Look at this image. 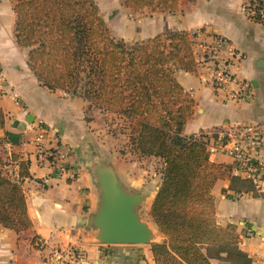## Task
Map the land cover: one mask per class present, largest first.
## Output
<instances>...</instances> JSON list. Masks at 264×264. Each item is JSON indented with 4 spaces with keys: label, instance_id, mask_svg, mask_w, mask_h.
<instances>
[{
    "label": "crops",
    "instance_id": "crops-1",
    "mask_svg": "<svg viewBox=\"0 0 264 264\" xmlns=\"http://www.w3.org/2000/svg\"><path fill=\"white\" fill-rule=\"evenodd\" d=\"M246 1L180 0L178 11L157 13L155 23L142 28L147 34L132 42L184 30L203 39L224 36L241 53V59L230 69L251 86L250 97L243 100L230 99L227 91L215 90L202 67H197L196 73L177 71V81L195 100L183 134L252 122L261 127L264 137V22L245 13ZM7 10L11 16L4 22L6 8H0V26H5V31L0 30V110L4 118L1 155L15 154L29 161L31 177L24 180L23 188L32 227L16 233L0 225V264H53L49 258L53 247L64 253L70 248L81 251V264H155L149 245L103 246L95 240L89 217L97 208L99 195L87 157L95 155L109 163L127 188L149 190L152 198L161 180L151 184L134 175L129 159L120 152L124 145L129 146L128 138L119 140L106 132L104 115L124 118L89 108L81 97L52 91L39 83L27 64L28 50L11 36L15 14L11 8ZM39 126L47 131L45 145L67 155V170L47 162L36 163L34 140ZM261 154L264 160V148ZM216 155L209 160L231 164L227 156L217 159ZM211 193L216 223L237 235L238 246L252 259L251 264H264V174L260 189L231 190L229 180L220 179ZM40 240L44 242L42 248L37 247ZM217 264L227 263L217 260Z\"/></svg>",
    "mask_w": 264,
    "mask_h": 264
},
{
    "label": "trees",
    "instance_id": "trees-1",
    "mask_svg": "<svg viewBox=\"0 0 264 264\" xmlns=\"http://www.w3.org/2000/svg\"><path fill=\"white\" fill-rule=\"evenodd\" d=\"M123 3L133 11L170 14L180 6V0ZM254 3L260 7L264 1ZM13 12L16 43L28 50L27 64L42 86L124 118L132 150L163 161L162 179L149 210L164 236L150 245L155 264H213L212 259L251 264L237 235L225 234L216 223L211 193L220 179L229 180L231 190H252L251 183L233 176L231 164L209 160L203 139L183 134L195 100L176 73L197 72L191 47L194 34L167 31L128 43L111 33L95 0H16ZM11 158L17 161L16 177L0 154V225L20 233L32 227L23 188L31 174L28 160L15 154Z\"/></svg>",
    "mask_w": 264,
    "mask_h": 264
},
{
    "label": "built area",
    "instance_id": "built-area-1",
    "mask_svg": "<svg viewBox=\"0 0 264 264\" xmlns=\"http://www.w3.org/2000/svg\"><path fill=\"white\" fill-rule=\"evenodd\" d=\"M248 16L264 20V4L257 6L254 0H247L244 5ZM191 47L197 67L204 68L210 77L215 90H224L233 100H243L251 95L250 84L231 71L230 66L241 59V53L231 40L224 36L200 38L199 34L191 36ZM47 131L39 126V132L34 140L36 147L35 161L37 164L47 162L61 171L67 170V155L54 146L44 143ZM194 138L203 139L208 158L216 154H223L231 159V174L251 183L253 189L261 188L264 174V160L262 149L264 137L261 127L252 122L232 123L224 126L208 128L192 133ZM0 142V154L3 153ZM4 157L12 165L11 172L16 177L17 161H13L11 154ZM10 166V165H8ZM41 241V240H40ZM44 243V242H43ZM70 260L73 264H81L83 254L79 250L68 249L66 253L55 254L53 264H66Z\"/></svg>",
    "mask_w": 264,
    "mask_h": 264
},
{
    "label": "water",
    "instance_id": "water-1",
    "mask_svg": "<svg viewBox=\"0 0 264 264\" xmlns=\"http://www.w3.org/2000/svg\"><path fill=\"white\" fill-rule=\"evenodd\" d=\"M32 120L33 118L28 119L30 122ZM87 160L99 195L97 208L89 217L95 240L102 244L137 245L151 242L157 234L163 240L164 236L153 219L151 218L156 228L142 220L138 212L139 206L144 205L147 199H150L151 207L159 187L152 198L147 192L127 188L109 163L95 155H89Z\"/></svg>",
    "mask_w": 264,
    "mask_h": 264
},
{
    "label": "rangeland",
    "instance_id": "rangeland-1",
    "mask_svg": "<svg viewBox=\"0 0 264 264\" xmlns=\"http://www.w3.org/2000/svg\"><path fill=\"white\" fill-rule=\"evenodd\" d=\"M95 1L98 4L100 13L104 18L107 26L109 27L111 33L116 38H122L128 43H132L135 40H139L140 38H142L145 35L144 33H146V31H143L142 28H144L146 24H150V25L154 24L156 21L155 18L156 16H158L157 13H160V12H152L148 9L142 11H133L124 6L123 0H95ZM15 3L16 0H0V8H6L5 17H4L5 21L3 20L4 18L1 20H3L4 22H7L9 20L11 15H9L10 12L7 10V7L8 9L11 8V10H13ZM14 23H15V18L13 19V31L11 33V36L13 38H15ZM0 30L5 31V26H0ZM7 35H9L8 32L5 33V37H7ZM103 118L105 120L107 127L106 132L109 135H111V137H114L116 139L118 138L119 140H125L126 138H128V133L130 129H129V123L126 120L115 118L108 114L104 115ZM120 152L121 154L125 153V155L129 159L130 171L134 175H136L139 179L143 181L151 182V184L158 183L162 179V171L164 165L161 159L155 157L139 156L136 152L132 150L130 146L126 148L125 145L124 148L120 150ZM216 158L222 159L224 158V155L217 154ZM147 194H150L149 190H147ZM150 203H151L150 199H147L144 205L139 206L138 212L142 220L151 223L154 226V224L152 223V219L149 216ZM223 229L225 234H229V235L233 234V231L230 228L223 227ZM29 236L31 237L32 235ZM160 240H162V238L159 237V235L157 234V236H155L151 242L147 244H137V245L150 246L152 242L160 241ZM100 244L103 246L107 245L102 243ZM43 245L44 243L42 241H38L37 244L38 248H42ZM59 252L63 253V251L60 248L53 247L52 251L49 254L50 255L49 258L51 260H54L55 254L56 253L59 254ZM211 261L214 262V264H217L216 259H212ZM67 263H71V262L68 261Z\"/></svg>",
    "mask_w": 264,
    "mask_h": 264
}]
</instances>
